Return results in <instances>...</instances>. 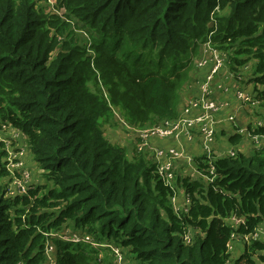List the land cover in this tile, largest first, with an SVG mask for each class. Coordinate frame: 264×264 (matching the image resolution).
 I'll list each match as a JSON object with an SVG mask.
<instances>
[{
	"label": "trees",
	"instance_id": "1",
	"mask_svg": "<svg viewBox=\"0 0 264 264\" xmlns=\"http://www.w3.org/2000/svg\"><path fill=\"white\" fill-rule=\"evenodd\" d=\"M57 1L89 46L38 0H0V131L20 132L43 178L9 194L2 179L19 175L0 139V264H44L47 240L56 264H102L89 242L46 235L63 228L133 264H264V240L254 237L264 230V144L236 148L245 135L264 137V0ZM208 38L232 75L252 61L243 74L260 124L229 137L233 155L195 156L201 175L175 178L185 200L176 206L148 153L105 137L110 106L98 79L129 124L174 119ZM236 237L244 250L233 259Z\"/></svg>",
	"mask_w": 264,
	"mask_h": 264
},
{
	"label": "built area",
	"instance_id": "2",
	"mask_svg": "<svg viewBox=\"0 0 264 264\" xmlns=\"http://www.w3.org/2000/svg\"><path fill=\"white\" fill-rule=\"evenodd\" d=\"M47 1V0H46ZM51 2V0H48ZM57 16L61 19H64L73 26V20L66 16V9L64 6L58 7ZM88 41L86 45L89 46L90 38L86 31ZM88 53L92 55V51L88 49ZM227 53L217 47L216 44L212 43L210 38L206 41L202 42L199 46L198 54L194 60V70L196 74L199 73L201 69L206 68L205 75L199 82L198 92L195 97H192L185 101L183 104L182 113L178 114V117L174 119H164L158 124H155L150 127H145L143 129H137L133 125L129 124L122 116L120 112L114 110L116 115V121L120 124L121 127L125 128L129 135L132 134V138L134 140V147L138 151L148 153V156L151 158V161L156 166V172L161 176L165 184L174 187L175 189V178H176V168L175 162L178 160L186 159L189 162L194 163V158L190 155L186 154L182 147L171 149L168 152V156L163 158V151L157 150L153 148L150 144L151 138L154 136L159 137H172L174 139H180L182 136H185L189 140H193L197 138L199 140V145L201 147L200 154H206L208 156L220 157L225 154L233 155L234 152L232 149L226 152H218L214 143L216 136V127L217 121L215 118V113L218 111L220 107V103L216 100L211 90L212 82L216 78V76L221 73L222 69L226 67L227 61ZM231 76L235 81H238L235 77L236 75ZM237 78H239L237 76ZM237 96L243 100V102H250L252 105L255 104V100L251 98L250 95H247L241 91H237ZM229 121H234V116L230 115L228 117ZM256 124H260V122H256ZM243 133L246 132V128L239 127L235 133ZM251 139L255 142V146L264 144V137H260L258 135H251ZM6 156V166L10 171L18 170L17 176L15 173H11L13 175L12 180L15 183V189H8L9 194L19 193L25 194L27 185L29 184V172L22 168V160L17 157L15 151L7 150ZM196 172L201 175L197 167L195 168ZM214 169L211 168L210 173L212 174ZM197 173V174H198ZM207 179L206 176H204ZM172 202L175 200V196L172 198ZM238 221V220H236ZM264 234V230H260L258 233L254 234L255 238H259L260 235ZM47 236L58 238L64 241H85L89 242L93 246L97 247H105L106 244L98 243L94 241L89 235L83 233H70V230L67 228H63L58 231H51L46 233ZM189 241V236L185 237ZM243 240H247L245 237ZM112 249L114 255L120 261L119 264H123V254L120 249L116 246L109 245ZM44 255L45 261L44 264H56V247L51 240H47L44 247Z\"/></svg>",
	"mask_w": 264,
	"mask_h": 264
},
{
	"label": "crops",
	"instance_id": "3",
	"mask_svg": "<svg viewBox=\"0 0 264 264\" xmlns=\"http://www.w3.org/2000/svg\"><path fill=\"white\" fill-rule=\"evenodd\" d=\"M206 68L201 69L198 74L192 72L189 81H187L179 92V102H178V114L183 111V104L186 100L195 97L198 92V84L200 80L205 75ZM239 72V71H238ZM236 72V75L237 73ZM231 81V82H230ZM211 90L213 91L214 98L219 101L220 107L218 111L215 113V118L217 121L216 127V136H215V147L219 152H226L232 148V144L230 143L229 137L235 133L233 125L238 124L241 127L246 128L248 123H254L257 121V117L253 114L250 103L243 102L238 96L237 91H241L247 95H250L251 85L246 80L244 81H235L231 76L229 70L225 67L222 69L221 73H219L216 78L212 82ZM245 104L249 105V108ZM230 115L234 116V121H229L228 117ZM243 123V125H242ZM103 129L105 130L104 135L112 136V142H115L121 146L126 147V150L129 153H132L134 148V140L129 135L128 131L125 132L117 130L113 132L110 127L105 124ZM245 132H243L244 134ZM16 137L18 136L17 145L13 148L16 152L18 149L21 150L23 154H29L27 156L29 159L28 170L31 168H35V164L33 162L29 149L26 144L25 138L16 132ZM131 144V145H130ZM150 144L153 148L157 150L163 151V158L168 156V152L171 149L182 147L186 154L190 155L192 158L198 156L201 153V147L199 145V140L194 138L193 140H189L185 136H182L180 139H174L172 137H159L154 136L150 140ZM256 145L255 142L250 139L247 135L241 140L240 144L236 147L237 150L248 154L251 152L253 146ZM22 146V147H21ZM176 168V177L177 176H188L190 173L191 177H195L197 172H185L188 169V163L186 159L178 160L175 162ZM36 169V168H35ZM189 171L191 169H188ZM38 171V170H37ZM30 182H42L43 178L41 177L39 172H29ZM13 175L11 177L6 178V181L10 182L11 187L9 189H15V183L12 180ZM177 192V193H176ZM175 204L176 206L182 205L184 200V192L181 187H176L175 189ZM262 238L264 240V234H262ZM244 241L241 240L240 237H236L232 240L230 244V258H237L241 255L244 250ZM105 250V249H104Z\"/></svg>",
	"mask_w": 264,
	"mask_h": 264
},
{
	"label": "rangeland",
	"instance_id": "4",
	"mask_svg": "<svg viewBox=\"0 0 264 264\" xmlns=\"http://www.w3.org/2000/svg\"><path fill=\"white\" fill-rule=\"evenodd\" d=\"M38 1H39L40 6L42 8H44V10L47 13L50 12V13H53L55 15L59 14L57 12V10H58V7H60L62 5H58L57 0H51V2H49L48 0L47 1L46 0H38ZM62 20H64V19H62ZM72 28H73V32L75 33L76 38L80 42V44H85L88 41V38H87L86 34L84 33L85 30L81 27V23L75 24V21L73 20V27ZM252 65H253V63H252V61H250L243 68H241L242 66L237 67L236 69H238L239 72L237 71L238 73H237L235 78L238 81H244L245 77H244L243 73L249 75L251 73V70H252ZM237 76L239 78H237ZM98 82H99V86H100V91H102L104 99L108 102V104L110 106V110L108 111L105 120L102 122L103 127L105 124H107L113 132H116L117 130L125 132L126 129L121 127L120 124L116 121V115L114 113V110H116V107L113 106L109 102L110 98H109V94H108L107 89L101 84L99 79H98ZM198 86H199V84H198ZM247 103H250V102H247ZM245 105L247 106V108H249L248 104H245ZM250 105H251V103H250ZM251 107H252V105H251ZM123 118L125 119L124 116H123ZM131 125H133V124H131ZM153 125H155V124H153ZM153 125L140 126V125L136 124L133 126L136 127L137 129H143L145 127H150ZM242 125H243V123H242ZM239 127L240 126L238 124L233 125L234 130H238ZM103 131L105 132L104 129H103ZM14 132H16V131H13V130H10L7 128H4L0 131V139L4 142L5 148L7 147V150H9V151H13V148L17 145L18 136L16 137V134H14ZM16 133L20 134V132H16ZM105 133H107V132H105ZM130 135L132 136V134H130ZM105 137L110 141H111V139H113L112 136L111 137L107 136V134ZM112 143H115V142H112ZM115 144H117V143H115ZM122 147H124L126 149L125 145ZM15 153L17 154V157L20 158L23 162L22 168L25 170H28V163H29L28 159L29 158L27 156H29V154H27V156H26V154H23L20 149H18ZM187 163H188V161H187ZM32 164H33V161H32ZM188 167H189L188 169H191V170L189 171L188 169H186L185 172H187V171L188 172H196V170H195L196 166L192 161L188 163ZM31 171L32 172H39L35 168H31L30 170H28V172H31ZM188 176H191L190 173L188 174ZM197 176H199V173L196 174L195 177H197ZM2 183L7 184L8 189L11 187L10 182L6 181V179H4V180L2 179ZM91 246H93V245H91ZM93 247H97V246H93ZM97 248H98V252H97L96 256H97V259L98 258L101 259L102 264H119L120 261L118 260V258L115 257V255H114V253L110 247L105 246V247H97ZM97 248H95V249L97 250ZM122 256H123L124 262L126 264H129L131 262L129 257L127 256L126 252H123ZM130 264H133V263H130Z\"/></svg>",
	"mask_w": 264,
	"mask_h": 264
},
{
	"label": "water",
	"instance_id": "5",
	"mask_svg": "<svg viewBox=\"0 0 264 264\" xmlns=\"http://www.w3.org/2000/svg\"><path fill=\"white\" fill-rule=\"evenodd\" d=\"M212 24H213V23L211 22V23H210V26H212Z\"/></svg>",
	"mask_w": 264,
	"mask_h": 264
}]
</instances>
